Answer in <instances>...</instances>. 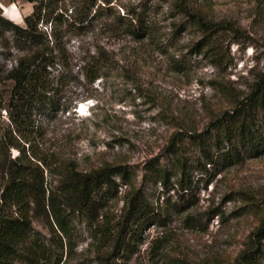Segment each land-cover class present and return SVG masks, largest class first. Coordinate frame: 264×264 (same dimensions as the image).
Instances as JSON below:
<instances>
[{"label":"rangeland","instance_id":"1","mask_svg":"<svg viewBox=\"0 0 264 264\" xmlns=\"http://www.w3.org/2000/svg\"><path fill=\"white\" fill-rule=\"evenodd\" d=\"M111 2L120 15L144 13L154 38L116 33L106 25L111 19H102L89 32L65 34V45L77 61L73 75L80 74L78 59L84 51H103L109 64L91 85L81 77L68 84V95L77 98L73 109L54 118L37 116L39 131L30 145L44 160L45 165H38L47 189L55 193L58 163L70 161L82 172L102 167L126 171L125 178L115 177L117 196L101 210L111 227L135 191L164 219L143 229L134 252L121 259L110 255L111 246L94 239L95 225L83 216H65L68 236L54 225L53 231L45 215L34 216L32 225L64 264H236L264 220V155L208 165L185 132L203 133L229 108L226 94L243 98L264 75V0L203 1L210 19L234 29L213 36L219 58L208 47L197 52L204 35L185 23L171 0ZM0 8L20 25L32 12L26 0H0ZM3 46L1 42L0 65L9 67V48ZM178 132L180 152L174 160L165 149ZM154 159L157 174L148 170ZM162 176L169 179L167 188ZM182 181L190 184V192L184 193ZM258 264H264V240Z\"/></svg>","mask_w":264,"mask_h":264},{"label":"trees","instance_id":"2","mask_svg":"<svg viewBox=\"0 0 264 264\" xmlns=\"http://www.w3.org/2000/svg\"><path fill=\"white\" fill-rule=\"evenodd\" d=\"M26 1L32 5V12L23 18L22 25L5 18L0 8V43L9 48L6 60L10 63L9 67L0 65V264H64L34 229L36 215H45L51 227L54 225L64 236H68L65 216H83L95 225L94 239L111 246L110 255L126 258L134 252L141 231L163 221L161 213L135 191L126 200L121 220L111 227L102 220L101 210L109 198L117 196L115 177L125 178L126 171L102 167L82 172L70 161L58 163L55 166L60 182L55 193L45 185L44 170L38 165L45 162L31 147L30 140L39 131L37 116L54 118L73 109L77 98L68 95L70 82L81 77L86 85H91L109 64L103 51H84L78 59L80 74L73 75L77 61L65 45V34L89 32L102 19H111L106 25L112 31L136 40H152V22L144 13L114 12L111 0ZM203 1L171 0V5L185 23L204 35L196 45L197 52L208 47L212 57L219 58L211 44L213 36L224 29H234L210 19L202 9ZM178 29H184L182 24ZM226 95L229 108L210 127L203 133L185 132L208 165L219 161L231 165L244 157L264 155V75L243 98ZM180 133L172 137L165 149L174 160L180 152L176 144ZM13 150L16 156L12 155ZM157 166L158 160H151L148 170L157 174ZM168 181L162 176L166 188ZM180 186L184 193L191 190L184 181ZM263 240L264 220L252 233L236 264H258Z\"/></svg>","mask_w":264,"mask_h":264},{"label":"bare ground","instance_id":"3","mask_svg":"<svg viewBox=\"0 0 264 264\" xmlns=\"http://www.w3.org/2000/svg\"><path fill=\"white\" fill-rule=\"evenodd\" d=\"M82 108V107H81Z\"/></svg>","mask_w":264,"mask_h":264}]
</instances>
